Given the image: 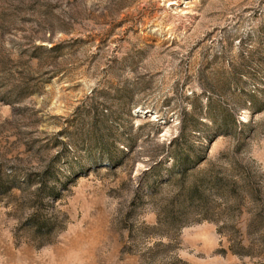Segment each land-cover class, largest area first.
Wrapping results in <instances>:
<instances>
[{
	"label": "rangeland",
	"instance_id": "374dc122",
	"mask_svg": "<svg viewBox=\"0 0 264 264\" xmlns=\"http://www.w3.org/2000/svg\"><path fill=\"white\" fill-rule=\"evenodd\" d=\"M0 264H264V0H0Z\"/></svg>",
	"mask_w": 264,
	"mask_h": 264
}]
</instances>
